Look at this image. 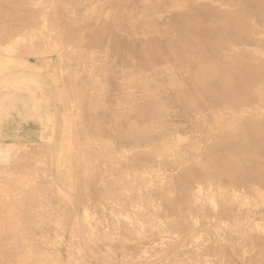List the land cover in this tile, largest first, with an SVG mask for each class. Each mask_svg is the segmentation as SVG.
I'll return each mask as SVG.
<instances>
[{
	"label": "rangeland",
	"instance_id": "rangeland-1",
	"mask_svg": "<svg viewBox=\"0 0 264 264\" xmlns=\"http://www.w3.org/2000/svg\"><path fill=\"white\" fill-rule=\"evenodd\" d=\"M235 1L0 0V264H264L251 243L264 240V127L244 124L264 121V6L246 0L250 23L237 30ZM198 4L211 8L200 23L211 44L185 28ZM53 14L69 32L50 26ZM96 24L113 26L116 49L88 42ZM228 57L262 71L195 96L199 70H226ZM72 84L93 110L62 98ZM241 124L226 153L244 165L239 179L206 174ZM84 165L101 177L79 174ZM189 168L178 193L171 182Z\"/></svg>",
	"mask_w": 264,
	"mask_h": 264
},
{
	"label": "bare ground",
	"instance_id": "bare-ground-1",
	"mask_svg": "<svg viewBox=\"0 0 264 264\" xmlns=\"http://www.w3.org/2000/svg\"><path fill=\"white\" fill-rule=\"evenodd\" d=\"M170 1V0H169ZM259 4L262 3V5L264 6V0H257ZM169 3V2H168ZM204 4V3H203ZM234 5L236 7H238V9H240L239 13L234 15L233 17H231L229 19V23L230 25H232V27L234 29H237V30H240V29H243V27L245 25H248L250 23V19H249V16H248V9L246 7V0H236L234 2ZM170 6H172V11H173V14L177 13L178 10L176 7L178 6H175V5H172V3L170 2ZM181 6L179 5L178 8H180ZM193 9H196L198 13H196V16L195 17H192L191 18V21L189 22V24L185 27L186 30L191 33L192 37H194L195 39L199 38V37H207L209 40L207 41L208 43L211 42V39H210V34H213V30H211L209 27H205V26H202L200 23L203 21V18L205 20H213L212 17H211V8L205 6V5H202L200 6L199 4L198 5H195ZM181 10V8H180ZM97 14V13H96ZM20 15V14H19ZM22 15V14H21ZM24 15H26V13H24ZM18 16V15H16ZM23 17V16H22ZM51 21H50V26L56 28L58 26H60L63 29H65L64 31H68L69 29V23H67V21H63L62 23H57V19H58V16L56 14H53V16H51ZM94 17V16H93ZM21 18V17H20ZM17 19V18H16ZM64 19V18H63ZM74 19V18H73ZM7 20V19H6ZM26 19H24L25 21ZM67 20V19H66ZM70 20V19H69ZM72 20V19H71ZM100 20V19H99ZM14 21V20H13ZM21 21H23L21 19ZM23 21V22H24ZM28 21V20H27ZM71 22V21H70ZM107 23V22H106ZM115 24V22H114ZM118 24L119 26L122 25V23L120 21H118ZM19 25V24H18ZM72 25V23H70V26ZM17 26V25H15ZM180 27V31L181 29L183 28L181 25L178 26ZM176 27V28H178ZM83 28V27H81ZM96 30L94 31L93 35L89 38V41L88 42H91V43H95L97 42L98 40H101V39H104L106 40L112 48L116 49V44L117 43V39L114 37L113 35V26L111 28V24H96L95 26ZM59 29V28H58ZM85 29V28H84ZM213 29V28H212ZM177 30V29H176ZM184 30V29H182ZM63 31V32H64ZM117 31V30H116ZM62 32V33H63ZM69 32V31H68ZM85 33V32H84ZM116 33V32H115ZM67 34V33H66ZM65 37V36H64ZM87 43V42H86ZM214 43V41H213ZM213 43L212 45H209V46H213ZM211 44V43H210ZM158 46L160 44H157ZM264 46V43L262 45V47ZM143 49H145L146 47H142ZM149 48V47H148ZM160 47L158 49H153L152 52H154L153 54H157V52L159 51ZM147 50V49H145ZM157 51V52H156ZM146 52V51H145ZM25 53V52H24ZM226 60H228V65H230L228 67V69L226 70H219V67L217 66V64H214L213 67L210 69V70H206L204 69L203 70V67L199 70V77L201 79V81L199 82V90L196 92L197 94H194L195 96L196 95H200V97L202 98H210L214 95H211V94H215L216 93H224V92H228L230 91L231 92V88L235 85H239L237 83H241V84H247L249 81H251L249 78H251L252 76L254 75H258V73L260 71H262V68L259 69V67H255V68H250L249 70V73H247V71L245 73H242L240 71V68L238 67H232V66H235L232 65V57H228L226 58ZM7 62V61H6ZM47 62V61H46ZM219 62V61H218ZM220 65V64H219ZM222 66V65H221ZM226 68V67H225ZM264 71V70H263ZM48 77V76H47ZM196 78V77H195ZM48 79V78H47ZM64 79V78H63ZM197 79V78H196ZM70 80H68L69 82ZM74 82V81H73ZM70 83V82H69ZM206 83V84H204ZM213 83H216V84H213ZM201 84V86H200ZM202 84H204L202 86ZM78 85V84H77ZM209 85H213V88H212V92L211 93H208V86ZM43 88V87H42ZM79 87L75 85H69V86H65L62 89V98L64 99V97H71V96H77L79 95L82 99H83V102L87 104L89 110H93L94 107H95V102L93 101V97H86L85 95H83V90H80L78 89ZM182 93H181V96L182 98H180V103L181 105L183 106V108H185V110H187V113H191V106L193 104V102H190V99L188 98L189 95H187L186 93V90L187 89H182ZM64 94V95H63ZM190 94V93H189ZM136 97V96H135ZM216 96H214L215 98ZM72 98V97H71ZM80 98V99H81ZM176 98V97H175ZM184 110V109H183ZM96 111V110H95ZM245 126L249 127L250 129L248 131H253L254 129L257 130V129H260L262 127H264V121L261 120V121H253V120H249L248 122H245L244 123ZM244 124H241L240 125V128H236L234 129L233 131H231L230 133H228V135H224V137H222L220 139V141L218 143H216V149H217V158L214 163L210 166H208L206 169H205V173L206 174H211L212 172L214 171H223V177L224 178H227V179H230L231 181L232 180H237L239 179V176L241 171L240 169L244 167V165H238L237 164V161H234V162H227V159H226V153L227 151L229 152V147H231L232 145H234V141H233V137L237 136L242 128V126ZM75 128V127H74ZM193 129V128H192ZM28 131V130H27ZM247 131V130H246ZM239 132V133H238ZM29 134V132H28ZM166 140V139H165ZM71 146V145H70ZM88 149V148H87ZM91 149V148H90ZM228 149V150H227ZM92 150V149H91ZM101 150V149H100ZM92 152V151H91ZM90 152V153H91ZM72 153V152H71ZM77 153V151H76ZM176 153V152H175ZM73 154V153H72ZM153 154V153H152ZM151 154V155H152ZM155 155V154H154ZM80 156V155H78ZM138 156V155H137ZM81 157L83 158V160H85V154L84 152L82 151L81 152ZM153 157V156H152ZM151 156H147L146 158H136L134 159L135 161H141L142 163L144 164H147V162L150 161V159L152 158ZM75 158V157H74ZM99 158V157H98ZM30 161V160H29ZM88 164V163H87ZM29 163H28V167H29ZM32 165V164H31ZM83 167V166H82ZM81 167V168H82ZM30 168V167H29ZM13 171V170H12ZM80 172V171H79ZM88 172V174L90 176H93V178H96V177H101L99 175V173L97 172V169H95V167H90V166H87L84 167L81 169V172L79 174H86ZM94 173L93 174H91ZM30 173H35V172H31ZM43 173V172H42ZM29 174V173H28ZM61 175V174H60ZM196 177V174L194 173V171L192 169H185L184 172L177 178H175L173 180L172 183V188H174L176 191H178V193H182L184 192V187L186 185V183L189 182V180L191 179H194ZM60 178L62 180L65 179V177H61ZM15 179V178H14ZM121 178H119L120 180ZM172 179V178H171ZM89 181H86V186L88 187L87 189H90L92 191V194H99V191H96V188H95V184H93V180L94 179H88ZM111 180V179H110ZM20 181L16 182V183H19ZM76 182V181H75ZM110 182V181H109ZM23 183V182H22ZM113 183V182H111ZM40 184V183H39ZM108 184V183H106ZM28 185V184H26ZM115 185V184H114ZM221 185V183H220ZM75 186V185H74ZM108 186V185H107ZM110 186V185H109ZM113 186V184H112ZM111 186V188H112ZM14 187V186H13ZM23 188H25V186H22ZM30 187V186H29ZM15 188V187H14ZM13 188V189H14ZM35 188V187H34ZM84 188V187H83ZM30 189V188H29ZM79 189V188H78ZM17 191V190H16ZM19 191V190H18ZM29 191V190H28ZM31 191V189H30ZM36 191H37V188H36ZM80 191V190H79ZM91 191H89L91 193ZM35 192V191H34ZM136 192V190H135ZM155 192V191H154ZM69 193V192H68ZM153 193V192H152ZM33 194V193H32ZM63 194V193H62ZM149 194V193H148ZM154 194V193H153ZM162 194V193H161ZM20 195V194H19ZM28 195V194H27ZM65 195V194H64ZM114 195V194H113ZM177 195V194H176ZM165 196V195H164ZM152 197V196H151ZM154 197V196H153ZM180 197V196H179ZM66 198V197H65ZM155 198V197H154ZM162 198V196H161ZM15 200V199H14ZM19 201V200H18ZM162 202H164L162 200ZM171 202V201H169ZM175 202V201H174ZM177 202V201H176ZM183 200L182 198L179 199L178 203H182ZM22 203V202H21ZM168 204V203H167ZM172 204V202H171ZM166 205V204H165ZM169 205V204H168ZM175 205V204H174ZM195 207V206H194ZM191 208V206H190ZM193 208V207H192ZM58 222V221H57ZM240 227L242 228V225H240ZM81 232V230H80ZM71 233V232H70ZM72 234V233H71ZM69 236H72L69 234ZM251 243L253 245H255L257 248L260 247V246H264V240L263 239H259L258 237H251ZM259 255V254H257ZM261 256V255H259Z\"/></svg>",
	"mask_w": 264,
	"mask_h": 264
}]
</instances>
